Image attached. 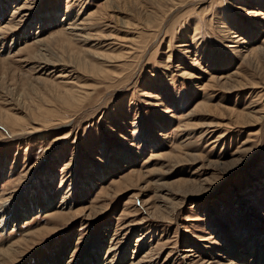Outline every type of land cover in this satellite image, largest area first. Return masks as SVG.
<instances>
[{"label":"rangeland","instance_id":"374dc122","mask_svg":"<svg viewBox=\"0 0 264 264\" xmlns=\"http://www.w3.org/2000/svg\"><path fill=\"white\" fill-rule=\"evenodd\" d=\"M260 253L264 0H0V264Z\"/></svg>","mask_w":264,"mask_h":264},{"label":"bare ground","instance_id":"6f19581e","mask_svg":"<svg viewBox=\"0 0 264 264\" xmlns=\"http://www.w3.org/2000/svg\"><path fill=\"white\" fill-rule=\"evenodd\" d=\"M18 213V212H17ZM16 213L13 215V219H16ZM20 215V214H19ZM15 221V220H14ZM232 249H234V248H232ZM231 249V250H232ZM262 249V248H261ZM263 253V252H262ZM262 253H260V258H259V261H258V263L257 264H264V260L262 259V257H264V255L262 254ZM62 256V255H61ZM54 258V257H53ZM60 258V257H59ZM59 258H57V259H54L53 260V262H51V264H59L60 263V259ZM97 261V260H96ZM49 263V262H48ZM89 264H90V262H89Z\"/></svg>","mask_w":264,"mask_h":264}]
</instances>
